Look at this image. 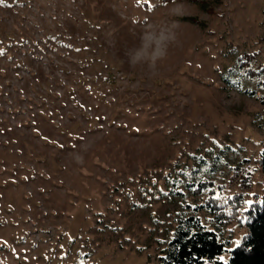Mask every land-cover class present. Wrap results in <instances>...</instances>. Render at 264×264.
<instances>
[{"label": "rangeland", "instance_id": "1", "mask_svg": "<svg viewBox=\"0 0 264 264\" xmlns=\"http://www.w3.org/2000/svg\"><path fill=\"white\" fill-rule=\"evenodd\" d=\"M151 22L177 36L155 75L125 56ZM243 54L264 82V0H0V264H158L177 212L206 196L170 195V178L252 202L264 85L242 77ZM244 232L220 229L228 248Z\"/></svg>", "mask_w": 264, "mask_h": 264}, {"label": "trees", "instance_id": "2", "mask_svg": "<svg viewBox=\"0 0 264 264\" xmlns=\"http://www.w3.org/2000/svg\"><path fill=\"white\" fill-rule=\"evenodd\" d=\"M252 60L251 54H243L238 58L242 77L257 78V84L264 85L259 77L263 70L260 66L250 65ZM233 73V68H229L222 76L223 80L239 93L258 98L256 90L244 87L242 77L235 78ZM218 157H214V166L199 158V162L204 165V174L210 175L216 170L222 161ZM255 162L264 175V142ZM232 168L234 176L240 171L243 187L249 188L251 174L241 172L238 165ZM196 172L198 168L193 170L192 175ZM167 184L173 196H184L181 187L193 194L205 193L206 196L198 204L184 203L185 210L177 212L175 227L159 256L158 264H264V186L261 194L254 195V200L246 204L242 192L222 194L221 187H215L213 180L207 177L197 176L191 181L170 178ZM202 210L208 215V223L199 215ZM231 222L245 228V232L235 246L228 248L229 241L221 237L220 229ZM226 252L229 255L223 259Z\"/></svg>", "mask_w": 264, "mask_h": 264}, {"label": "clouds", "instance_id": "3", "mask_svg": "<svg viewBox=\"0 0 264 264\" xmlns=\"http://www.w3.org/2000/svg\"><path fill=\"white\" fill-rule=\"evenodd\" d=\"M183 5L170 10L171 15L180 14ZM176 28L172 23L151 22L141 31L136 45L125 53L127 63L132 68H143L155 75L158 65L168 56L170 47L176 42ZM73 159L83 163V155L74 153Z\"/></svg>", "mask_w": 264, "mask_h": 264}, {"label": "snow or ice", "instance_id": "4", "mask_svg": "<svg viewBox=\"0 0 264 264\" xmlns=\"http://www.w3.org/2000/svg\"><path fill=\"white\" fill-rule=\"evenodd\" d=\"M239 247V245H237Z\"/></svg>", "mask_w": 264, "mask_h": 264}]
</instances>
